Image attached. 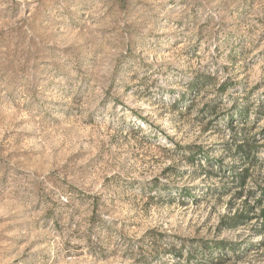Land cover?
<instances>
[{
  "label": "rangeland",
  "instance_id": "1",
  "mask_svg": "<svg viewBox=\"0 0 264 264\" xmlns=\"http://www.w3.org/2000/svg\"><path fill=\"white\" fill-rule=\"evenodd\" d=\"M263 211L264 0H0V264H264Z\"/></svg>",
  "mask_w": 264,
  "mask_h": 264
},
{
  "label": "trees",
  "instance_id": "2",
  "mask_svg": "<svg viewBox=\"0 0 264 264\" xmlns=\"http://www.w3.org/2000/svg\"><path fill=\"white\" fill-rule=\"evenodd\" d=\"M206 80V81H204ZM213 81L214 79L209 76V77H206V79H203L202 77H198L192 84H190L189 88L191 90H198V88L200 87H203L205 85L202 84V82H209V84H213ZM227 85L225 86H221L218 90H217V93L220 94V97L222 96V94L226 91ZM243 109V108H242ZM248 109L247 108H244L243 110H241L239 112V116L241 117H244V119H248L246 117V114H245V111H247ZM209 113L211 116H213L216 111L215 109H212L209 107ZM246 117V118H245ZM229 121H228V124L231 125L232 121H233V117H228ZM213 125V123H211ZM237 130L239 131L238 133H235L234 134V140L232 142V144H226V148L228 149V151H235L236 154L240 155L241 157L244 158V161H247L249 163H253V158L251 159V157H253V154L258 150V147L255 146V140L256 139H253L251 140V138L248 137V135L250 134V132H252V128H249V127H237ZM221 132V131H220ZM239 140H242V143L238 144V141ZM189 150V157H188V160H191L193 162V164L196 162V157H197V152H195L194 150L192 149H188ZM207 161L209 162V159L206 158ZM255 163V162H254ZM209 170L207 171L208 174H211V175H216L217 173L214 171V167L212 164L209 163ZM247 179V176H237L236 178V182L238 185L240 186H244V183H245V180ZM262 216L264 218V211L262 213ZM245 218H239L237 220H234L235 223H238V222H242L244 221ZM152 240H154L155 243L158 242V240L160 239L161 241L163 239H161L162 237L160 235H154L153 237H151ZM163 242V241H162ZM177 244H172V245H167V247L169 249H173L175 250L174 253V257L178 256V254L180 256H182L183 254V251L185 250L186 248V245H182L180 246V249H176L177 248ZM182 258V257H181Z\"/></svg>",
  "mask_w": 264,
  "mask_h": 264
}]
</instances>
